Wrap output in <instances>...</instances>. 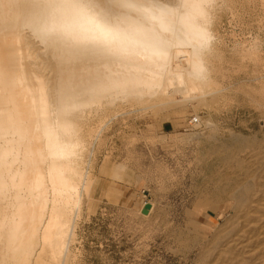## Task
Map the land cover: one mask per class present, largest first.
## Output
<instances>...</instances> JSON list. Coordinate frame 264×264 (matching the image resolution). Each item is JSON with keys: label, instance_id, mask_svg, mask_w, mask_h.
<instances>
[{"label": "bare ground", "instance_id": "bare-ground-1", "mask_svg": "<svg viewBox=\"0 0 264 264\" xmlns=\"http://www.w3.org/2000/svg\"><path fill=\"white\" fill-rule=\"evenodd\" d=\"M236 1L247 4L258 30L264 29V0ZM93 2L109 18L131 14L125 7L127 0ZM135 3L151 7L175 5L176 0ZM43 4L44 0H0V264L68 262L81 191L90 190L91 178L84 166L89 160L84 164L83 157L92 153L109 122L126 114L121 113L124 106L130 108L127 114L181 109L188 101L210 109L223 89L212 77L217 69L213 48L205 56L207 77L194 79L189 75L186 51L146 62L94 46L41 39L29 21ZM208 4L214 22V13L231 10L233 3L208 0ZM252 49L241 47V59L256 63L257 50ZM255 81L259 89L253 91L251 100L264 109V72ZM226 142L235 150L248 148L239 138ZM245 163L241 168L250 162ZM254 173L247 174L250 188L243 179L226 188L224 196L236 220L215 246L224 257L222 264H264V176L257 178ZM217 195L206 199L218 202L221 196Z\"/></svg>", "mask_w": 264, "mask_h": 264}, {"label": "rangeland", "instance_id": "rangeland-1", "mask_svg": "<svg viewBox=\"0 0 264 264\" xmlns=\"http://www.w3.org/2000/svg\"><path fill=\"white\" fill-rule=\"evenodd\" d=\"M231 2V10L214 13L211 25L218 69L212 77L223 88L219 99L210 109L192 101L181 109L142 113L127 114L130 108L123 107L126 114L111 120L102 141L83 157L84 164L89 160L86 169L92 168L87 169L90 190L81 191L75 241L68 245L70 257L64 264L223 263L215 246L236 220L226 188L239 179L250 188L248 175L254 170L257 178L264 176V109L251 100L259 89L255 79L264 72V29L258 30L247 4ZM241 47L257 50V62L242 60ZM192 118L198 123L190 125ZM231 138L248 148L228 147ZM249 157L253 160L247 161ZM119 164L127 171L122 181H115L111 177ZM216 195L221 196L218 202L207 201ZM145 205L151 211L142 215Z\"/></svg>", "mask_w": 264, "mask_h": 264}, {"label": "clouds", "instance_id": "clouds-1", "mask_svg": "<svg viewBox=\"0 0 264 264\" xmlns=\"http://www.w3.org/2000/svg\"><path fill=\"white\" fill-rule=\"evenodd\" d=\"M131 13L109 18L93 0H44L29 27L44 40L101 48L124 58L156 62L174 51L189 53V75L205 79V56L215 40L208 0H176L175 5L141 7L127 0ZM111 179L122 181L127 166L119 164Z\"/></svg>", "mask_w": 264, "mask_h": 264}, {"label": "water", "instance_id": "water-1", "mask_svg": "<svg viewBox=\"0 0 264 264\" xmlns=\"http://www.w3.org/2000/svg\"><path fill=\"white\" fill-rule=\"evenodd\" d=\"M149 209H150V206H149V205H145V206L143 207V209L141 210V214H142V215H147Z\"/></svg>", "mask_w": 264, "mask_h": 264}, {"label": "built area", "instance_id": "built-area-1", "mask_svg": "<svg viewBox=\"0 0 264 264\" xmlns=\"http://www.w3.org/2000/svg\"><path fill=\"white\" fill-rule=\"evenodd\" d=\"M197 123H198V121H197L196 118H192V119L189 120V124H190V125H195V124H197Z\"/></svg>", "mask_w": 264, "mask_h": 264}]
</instances>
